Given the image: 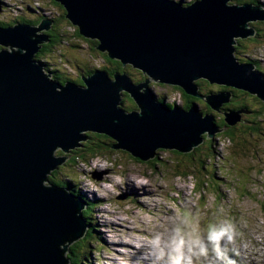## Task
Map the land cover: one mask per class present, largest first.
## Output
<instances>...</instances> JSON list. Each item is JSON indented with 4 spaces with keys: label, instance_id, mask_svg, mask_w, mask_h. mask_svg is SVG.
<instances>
[{
    "label": "water",
    "instance_id": "1",
    "mask_svg": "<svg viewBox=\"0 0 264 264\" xmlns=\"http://www.w3.org/2000/svg\"><path fill=\"white\" fill-rule=\"evenodd\" d=\"M66 20L98 52L140 71L135 83L125 72L104 70L61 84L36 56L51 39L50 21L39 26L0 27V264H72L66 257L90 229L87 202L67 188L48 185L54 171L82 148L88 134L115 142L111 149L140 162L159 151L190 154L206 139L238 123L246 109L222 113L232 92L200 94L199 80L233 88L264 102V73L235 57L237 40L256 35L263 4L232 0H53ZM179 88L222 114L220 128L198 104L189 110L160 102L151 83ZM129 96L136 110L122 108ZM61 151L62 156L56 152ZM92 172L91 178L103 179Z\"/></svg>",
    "mask_w": 264,
    "mask_h": 264
},
{
    "label": "rangeland",
    "instance_id": "2",
    "mask_svg": "<svg viewBox=\"0 0 264 264\" xmlns=\"http://www.w3.org/2000/svg\"><path fill=\"white\" fill-rule=\"evenodd\" d=\"M180 1L188 5L195 0ZM30 4L35 8L36 4L47 5L48 0H32ZM12 14L17 11L7 8V15ZM60 28L69 34L75 29L65 22ZM70 39L41 61L72 80H79L89 70L110 67L91 43ZM247 56L258 61L260 67L254 66L264 73V47L256 45L241 54L242 59ZM135 71L132 68L126 72L135 83L140 77L146 78ZM150 86L158 100L164 98L165 104L185 106L180 90L153 82ZM219 88L210 86V93H218ZM129 99L123 96L126 112L136 110ZM244 102L252 108L260 107L252 98ZM198 106L203 113L209 109L206 102L200 101ZM208 113L221 122V114L211 109ZM244 115L239 137L253 123ZM259 125L260 133L248 136L247 146L239 153L219 134L214 140L206 139L201 152L192 156L159 151L158 160L150 162L112 150L111 139H89L82 148L67 154L68 161L57 170L55 178L69 183L87 202L100 203L88 211L91 237L77 250L76 264H264V121ZM99 143L102 155L92 158L89 149ZM209 150L217 153L207 157ZM56 155L63 153L57 151ZM95 171L105 173L101 181L91 178ZM203 181L209 185L198 188ZM229 223L235 226L234 242L227 237L218 246L209 241L211 228L219 230ZM70 248L66 257L72 263Z\"/></svg>",
    "mask_w": 264,
    "mask_h": 264
},
{
    "label": "trees",
    "instance_id": "3",
    "mask_svg": "<svg viewBox=\"0 0 264 264\" xmlns=\"http://www.w3.org/2000/svg\"><path fill=\"white\" fill-rule=\"evenodd\" d=\"M232 1H233V4H238V5H243V4H255V5L256 4H263L264 5V3L260 2V0H232ZM37 3H39V2H37ZM39 4H41V3H39ZM57 5L60 6L63 9V14L60 17V19L56 22V25H57V27L55 26V28H56L55 34L56 35L50 37L51 41L48 44L43 45L41 51L36 56V59L38 61H41V59H45L47 56L53 54L54 50L57 49V47L61 43L68 42L69 40H71L70 38L82 39V40L86 41L87 43H91L94 48H96L97 45H98V43L96 41L86 40L82 36H80V34L78 32V29H76V28L74 29L73 34H69V33L66 32V30L60 28V24H62L63 22H65V24L66 25H69L70 27H71V24L65 18L66 13H65L64 8L60 4H58V3H57ZM32 7H33V5H32ZM40 7H41V5L38 6V4H36L34 9L40 11ZM257 23H260V22H257ZM1 25L5 26V24H3V23ZM253 25H256V23H253L252 26ZM254 29H255V27H254ZM255 30H256V35L254 37H252V38H249V40L248 39H244V40L238 39L237 40V45L235 46V57L242 64H249L250 63V64H253V65L258 66V68H259L260 67V64L258 63V61L252 60L248 56L246 58H244V59L241 58V54L242 53H248L251 50V47L254 48V46H256V45L257 46H260V44L263 43V42H260L261 39H259V37L260 38L262 37V35L259 33L260 31L258 29H255ZM103 57L110 64V67L109 68L104 69V71H106L110 77H113V75L116 72L125 73V72H128V69H132L130 66L123 67V65L121 63H119L118 61H112V60H110L105 54H103ZM45 65H46V71H48L51 74H53L54 75L53 78H55L61 84H65L66 82L72 80V79H69L66 76H64V74L62 73V71L59 70V69L58 70H51L49 68V66H50L49 63H46L45 62ZM259 71H261V70L259 69ZM91 73H93V72H91V70H89L87 73H85V75L88 76ZM135 73L138 74L137 76L143 75L138 70H136ZM144 80H145V78L140 77L139 81H137L136 83L137 84L139 82L141 83ZM72 81L75 82V83H77V84H82L81 78H79V80H72ZM196 84L199 86V93L200 94H206V93H210L211 92V90H209V87L212 86V85H210L207 81L201 80V81L197 82ZM177 89L181 91V93L183 94L184 97H187V99L193 100V97L187 96V95H185L183 93V91L181 89H179V88H177ZM227 89H229V88H227ZM220 92H223V91H220ZM225 92H228V91H225ZM234 93L235 94L232 97V99L235 97L234 99L237 102L238 108L246 109L250 113L249 115H246L245 118H252V122H253L250 125L246 126V131L244 132L245 135H243L242 137H239L238 134H237L239 132V129L238 128H240L242 126L239 123L236 126H234V127L228 128L224 133H221V135L223 137H225V139H227L231 143V145L237 150V153H239L241 151H244V147L247 146L248 136H253V135L256 136L257 134L260 133V127L261 126L259 125V123H261L262 121H264V102L260 101L256 96L250 95L249 93H246V92H243V91L235 90ZM125 97L130 98L127 95H125ZM251 98L255 101V105L256 106L257 105H260V107H258V108L253 107L252 108L251 106H248L244 102V100L251 99ZM130 101L133 102L132 99ZM159 101L162 102V103H164V98L160 99ZM123 104H124V100H122V105ZM166 105L169 106L170 108L173 107V105H168V104H166ZM124 106H125V104H124ZM180 107H183V108L187 109L190 106L189 107L188 106H186V107L185 106H180ZM133 108L137 109L136 108V105ZM123 109H125V108L123 107ZM129 110H131V109H129ZM208 112H210V109H207L205 111V113H208ZM215 118H217V117L215 116ZM220 120H221V122L220 123L218 122L217 124L220 126V128H224L226 126L225 123H224V118H223V120H222V118ZM247 131H248V133H246ZM221 135L218 134V136H216V137L218 138ZM216 137L214 139H216ZM93 138L94 139H97V140H100V139L110 140V138H108V137H106L104 135L89 133L88 134V140L89 139H93ZM211 142L213 143L215 141H209V143H211ZM100 144H102V143H99L97 145H92L90 147L89 151L91 152V157L92 158L98 157L99 155H102V152H101V149H100L101 147L99 146ZM114 144H115V142H113V141L110 142V148H112V146ZM205 144H207V143H205ZM108 147H109V144H108ZM202 149H203L202 146H200L199 148L195 149L192 153H190L188 155L189 156H192L195 153L201 152ZM112 150H114V149H112ZM174 153H177V152H174ZM214 153H217V152L216 151L209 150V152H207L206 156L209 157V156H211ZM59 154H61V153L59 152ZM177 154H179V153H177ZM155 160H158V159L156 158ZM202 166H204V165L202 164ZM56 173H57V170L54 171L53 174L51 175L52 177L49 178L48 183L50 185L59 186V187H62V188H67L71 192H73L74 194H76L80 199L83 198L79 193L75 192L72 189V187H71V185L69 183H64L63 181L57 180L55 178V176H54ZM184 176H187V175H184ZM204 185H209V183L203 181V182H201L199 184V186L197 185V187L198 188H202V186H204ZM195 187H196V185H195ZM240 187L243 188L244 186L241 185ZM245 187H246V185H245ZM87 206L88 207H87V209L84 210L83 214L86 217V219L88 220V224L90 225L89 218L87 217L88 211L91 208H93V209L98 208L100 206V203L99 202L89 201V202H87ZM90 227H91V225H90ZM91 232H92V227H91V229H89V231L87 233V236L83 240H81V241L75 243L73 246H71L70 252L72 254V263L73 264H76L77 259H78V254H77L78 251L77 250H80L82 248V246L85 245V243L87 242V240L91 237ZM84 259L86 260L87 257L85 256Z\"/></svg>",
    "mask_w": 264,
    "mask_h": 264
},
{
    "label": "flooded vegetation",
    "instance_id": "4",
    "mask_svg": "<svg viewBox=\"0 0 264 264\" xmlns=\"http://www.w3.org/2000/svg\"><path fill=\"white\" fill-rule=\"evenodd\" d=\"M32 0H10V2H6L5 0H0V27H9L14 26L16 24H28L34 27L39 26L44 20L50 21V29L45 32V34L49 35L50 37L56 35L55 34V26L56 22L60 19V17L63 14V9L57 5L53 0H48L47 5H41L40 11L36 10L32 7L30 4ZM196 1V0H195ZM187 5L186 3H184ZM7 8L15 9L17 11V14L7 15ZM55 10V11H54ZM57 10V11H56ZM5 24V26L1 24ZM255 29H258L262 37L260 42H263L260 44L259 48L264 47V22L256 23V25H253ZM249 40V39H248ZM161 85V84H160ZM164 86V85H161ZM175 90H178L177 88L173 87ZM220 91H231L234 96L235 90H230L225 87H220ZM235 98V97H234ZM232 99L231 102L227 105H224L222 107V113L232 110H239L241 108H238L237 102L235 99ZM184 104L185 107L189 106L191 104H198L200 101L204 102L202 100H198L193 98L187 99V97H184ZM192 102V103H191ZM223 120V115H220ZM246 115H244L245 117Z\"/></svg>",
    "mask_w": 264,
    "mask_h": 264
},
{
    "label": "clouds",
    "instance_id": "5",
    "mask_svg": "<svg viewBox=\"0 0 264 264\" xmlns=\"http://www.w3.org/2000/svg\"><path fill=\"white\" fill-rule=\"evenodd\" d=\"M224 237H227L229 242H234L235 237H236V230H235V226L232 223L227 224L226 226L222 227L219 230H217L214 227L209 230L208 239L209 241L213 242L217 246L219 245V242ZM182 244H183V241L180 242V245L178 246V249H177L178 251H179V247H181Z\"/></svg>",
    "mask_w": 264,
    "mask_h": 264
},
{
    "label": "bare ground",
    "instance_id": "6",
    "mask_svg": "<svg viewBox=\"0 0 264 264\" xmlns=\"http://www.w3.org/2000/svg\"><path fill=\"white\" fill-rule=\"evenodd\" d=\"M255 69H256V67H255ZM257 70V69H256ZM258 71V70H257ZM157 98V97H156ZM81 193V192H80ZM120 232V231H119ZM116 235V234H115ZM127 248H128V246H127ZM131 248V247H130ZM134 251V250H133ZM130 253V252H129ZM68 258V257H67Z\"/></svg>",
    "mask_w": 264,
    "mask_h": 264
}]
</instances>
